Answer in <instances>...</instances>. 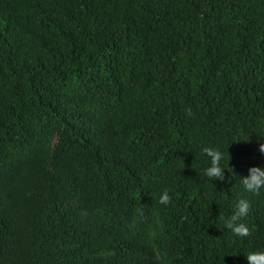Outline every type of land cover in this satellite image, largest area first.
Instances as JSON below:
<instances>
[{
    "label": "trees",
    "instance_id": "16d2710c",
    "mask_svg": "<svg viewBox=\"0 0 264 264\" xmlns=\"http://www.w3.org/2000/svg\"><path fill=\"white\" fill-rule=\"evenodd\" d=\"M258 141L264 0H0V264H247Z\"/></svg>",
    "mask_w": 264,
    "mask_h": 264
},
{
    "label": "clouds",
    "instance_id": "9594fccd",
    "mask_svg": "<svg viewBox=\"0 0 264 264\" xmlns=\"http://www.w3.org/2000/svg\"><path fill=\"white\" fill-rule=\"evenodd\" d=\"M259 143V141H258ZM202 152L208 157L209 163L203 169V175L208 178L219 180L230 179L226 177L222 161L225 159L224 153L215 146L205 145ZM259 152L264 154V143H259ZM245 192L255 195L264 194V166L253 165L249 167L248 174L240 180ZM169 190L165 189L159 196V202L163 205L170 203ZM250 202L245 197L237 198L233 203V210L230 216L224 219V224L234 235L238 237H247L250 229L242 218L248 216L250 211ZM247 264H264V249L248 250L244 253Z\"/></svg>",
    "mask_w": 264,
    "mask_h": 264
}]
</instances>
